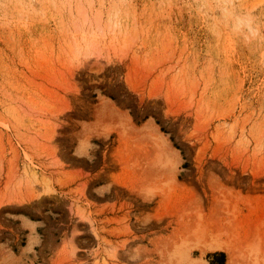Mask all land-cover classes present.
Segmentation results:
<instances>
[{"label":"rangeland","instance_id":"1","mask_svg":"<svg viewBox=\"0 0 264 264\" xmlns=\"http://www.w3.org/2000/svg\"><path fill=\"white\" fill-rule=\"evenodd\" d=\"M217 240L264 264V0H0V264H229Z\"/></svg>","mask_w":264,"mask_h":264},{"label":"bare ground","instance_id":"2","mask_svg":"<svg viewBox=\"0 0 264 264\" xmlns=\"http://www.w3.org/2000/svg\"><path fill=\"white\" fill-rule=\"evenodd\" d=\"M98 36L104 37L105 34L101 33L100 35L96 32H87L84 29L80 28L77 33L74 36L75 39V44H76V49H75V58L79 60V57L84 56V57H89L95 53H98L102 50V41L98 39ZM229 246V245H228ZM203 251H226L229 254V264H236L235 263V254H238L237 252L234 253V251L225 246L222 242L220 241H214L209 244L203 245ZM259 249L257 247H251L248 250V256L247 257H252L256 258L257 255L259 254ZM199 264V263H198Z\"/></svg>","mask_w":264,"mask_h":264},{"label":"trees","instance_id":"3","mask_svg":"<svg viewBox=\"0 0 264 264\" xmlns=\"http://www.w3.org/2000/svg\"><path fill=\"white\" fill-rule=\"evenodd\" d=\"M222 255V254H221Z\"/></svg>","mask_w":264,"mask_h":264}]
</instances>
